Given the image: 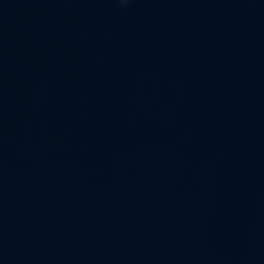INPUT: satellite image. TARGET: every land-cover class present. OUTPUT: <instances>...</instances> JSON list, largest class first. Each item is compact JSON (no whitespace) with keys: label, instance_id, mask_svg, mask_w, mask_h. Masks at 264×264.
I'll list each match as a JSON object with an SVG mask.
<instances>
[{"label":"water","instance_id":"1","mask_svg":"<svg viewBox=\"0 0 264 264\" xmlns=\"http://www.w3.org/2000/svg\"><path fill=\"white\" fill-rule=\"evenodd\" d=\"M0 264H264V0H0Z\"/></svg>","mask_w":264,"mask_h":264}]
</instances>
